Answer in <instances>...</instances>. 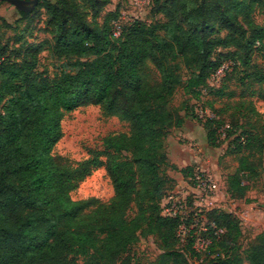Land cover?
Instances as JSON below:
<instances>
[{
  "label": "trees",
  "instance_id": "obj_1",
  "mask_svg": "<svg viewBox=\"0 0 264 264\" xmlns=\"http://www.w3.org/2000/svg\"><path fill=\"white\" fill-rule=\"evenodd\" d=\"M108 1L39 0L52 37L14 47L0 42V264H78L80 257L87 264H116L147 234L168 240L160 256V263L168 264L182 220L162 215L160 199L167 140L172 128L184 123L172 100L183 70L188 71L185 87L200 91L229 61L227 74L242 65L248 87L264 82L256 62L258 52L264 56V24L252 16L264 0H200L194 7L196 0H153L155 13L167 20L125 23L119 37L113 36L112 21L122 10L107 14L102 24L97 19ZM82 3L95 8L91 20ZM43 50L62 62L52 77L38 68ZM216 93L223 95L224 88ZM88 105L127 122L129 131L109 134L103 149L71 162L54 153L63 137L62 120ZM218 119L216 112L200 118L209 125L211 142ZM99 167L110 177L113 196L106 202L94 196L73 199L71 192ZM229 187L245 191L238 175ZM204 217L202 236L211 238L204 254L211 258L203 264H239L218 248L231 214L214 208ZM218 228L224 230L219 237ZM196 237L187 238L200 257ZM247 259L264 264V244L252 245ZM122 264H131L130 257Z\"/></svg>",
  "mask_w": 264,
  "mask_h": 264
},
{
  "label": "rangeland",
  "instance_id": "obj_2",
  "mask_svg": "<svg viewBox=\"0 0 264 264\" xmlns=\"http://www.w3.org/2000/svg\"><path fill=\"white\" fill-rule=\"evenodd\" d=\"M30 1V0H26ZM196 6L200 0H196ZM30 6L29 3H25ZM83 10L91 20L95 8L89 3H82ZM118 10L128 12L133 18L145 23L166 21L163 13H155L154 2L142 10L136 9L129 0H109L104 3L98 13V21L102 24L107 14L114 15ZM117 16V15H116ZM252 16L258 24H264V6L256 4ZM47 16L44 7H36L24 16L16 6L8 1H0V42L8 43L11 47L22 42H39L44 38H51L46 31ZM220 34H224L222 31ZM18 41V42H17ZM39 70L54 76L61 69L62 62L52 59L47 50L40 53ZM256 62L264 70V56L256 54ZM229 63V62H225ZM232 65L220 78L209 79V86L186 88L188 71L182 72V83L172 92V100L184 117V123L179 128H172L168 137V148L171 151L172 163L167 157L163 164L165 188L160 199L161 214L166 215L165 208L169 196H192L194 173L199 167L190 161L185 152L194 153L206 168L216 173L220 181L215 209L218 212L231 214L227 221L228 233L220 238L219 249L228 250L232 260H239V264H249L247 250L255 244H264V82L253 83L243 80L244 67L239 65L230 73ZM253 70L254 68H250ZM249 69V70H250ZM250 70V71H251ZM153 78H157L154 72ZM224 88V94L218 95L217 89ZM251 91H255L250 95ZM218 113L219 119L213 124L216 129L214 141L208 138L209 125L201 121L196 111L204 106ZM254 106L255 111L250 107ZM206 107V108H207ZM211 111V110H210ZM63 137L57 143L54 153L77 162L89 156L90 150L103 149L106 136L111 133L129 131L127 122L116 116H106L96 105L79 107L67 112L62 120ZM185 129L183 133L178 130ZM188 131V132H187ZM191 132V133H189ZM242 142V148L237 149ZM197 144V146L195 145ZM200 148L198 152L195 148ZM244 162L242 163V161ZM245 166V169H242ZM238 175L244 185V193L240 189H231L230 179ZM73 199L97 197L101 201H108L114 194L112 182L105 167L95 169L79 186L71 192ZM136 212V205L132 207L130 216ZM205 216V213L203 214ZM203 215L191 216L181 237L173 241L171 246L172 258L168 264H203L210 260L198 261L192 247L189 246L188 235H202V228L206 226L208 218ZM168 241V240H167ZM164 242L157 234H147L130 246L128 252L117 260L122 264L123 258L130 257L131 264H161L160 256L165 249ZM78 264H87L85 258H78Z\"/></svg>",
  "mask_w": 264,
  "mask_h": 264
},
{
  "label": "built area",
  "instance_id": "obj_3",
  "mask_svg": "<svg viewBox=\"0 0 264 264\" xmlns=\"http://www.w3.org/2000/svg\"><path fill=\"white\" fill-rule=\"evenodd\" d=\"M136 9L142 10L144 7L150 4V0H129ZM137 19L133 18L128 12L121 11L120 15L112 21V33L114 37H119L123 26L125 23L133 22ZM3 57H0V61ZM232 65L231 61L229 63H224L216 70L211 78L220 79L226 72V70ZM198 115L200 118L205 116L214 117L215 114L211 112L208 108L204 106H199L197 109ZM197 146V144H195ZM197 151H200V148H195ZM193 180L192 187V196H169V202L165 208L166 215L169 217H180L182 223L178 229V236L181 237L182 231L186 229V220L191 216H201V214L206 213L207 211L216 208V201L218 193L220 191V181L216 173L210 171V169L197 167ZM203 232L207 231L206 227L202 228ZM224 230L222 228L215 229L214 235L220 236ZM182 238V237H181ZM211 243V238L209 236H197L194 241V248L198 253H201L200 257H197L198 261L203 260V255L208 249V246Z\"/></svg>",
  "mask_w": 264,
  "mask_h": 264
},
{
  "label": "water",
  "instance_id": "obj_4",
  "mask_svg": "<svg viewBox=\"0 0 264 264\" xmlns=\"http://www.w3.org/2000/svg\"><path fill=\"white\" fill-rule=\"evenodd\" d=\"M0 1H8L10 3H12L14 6H16L19 10L21 11H25V12H30L32 11L37 4L39 3V0H30V1H26V0H0ZM29 3L30 6H27L25 3Z\"/></svg>",
  "mask_w": 264,
  "mask_h": 264
},
{
  "label": "crops",
  "instance_id": "obj_5",
  "mask_svg": "<svg viewBox=\"0 0 264 264\" xmlns=\"http://www.w3.org/2000/svg\"><path fill=\"white\" fill-rule=\"evenodd\" d=\"M183 130H184V131H182V130H178V132H179V133H183V132L186 131L185 129H183ZM187 132H188V131H187ZM189 133H191V132H189ZM169 139H170V138H169ZM169 139L167 140V145H168ZM167 150H168V156H169L170 161H171L172 163H174V162L171 160V151H170V149L168 148V146H167ZM185 154H186V156H189L190 161H194V162L196 163V165H199V166L205 167V166H204L205 164L203 163V161H201L197 156H195L194 153L189 152V151H186ZM203 164H204V165H203ZM206 168H207V167H206Z\"/></svg>",
  "mask_w": 264,
  "mask_h": 264
}]
</instances>
